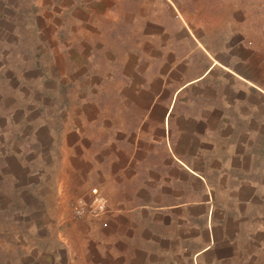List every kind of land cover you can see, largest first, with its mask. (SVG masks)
Instances as JSON below:
<instances>
[{
    "label": "crops",
    "instance_id": "0c3cea01",
    "mask_svg": "<svg viewBox=\"0 0 264 264\" xmlns=\"http://www.w3.org/2000/svg\"><path fill=\"white\" fill-rule=\"evenodd\" d=\"M21 7L3 5L0 23L15 24ZM195 7L194 0H30L28 16L59 18L60 25L45 32L51 44L63 43L64 52L71 44L75 51L92 45L101 54L92 61L88 55L85 67L111 70L100 75L95 94L80 96L95 105L84 131L79 123L73 131L67 123H46L48 105L39 98L30 102L35 126L26 118L32 108L22 106L23 78L13 77L7 95L0 92V196L10 197L17 211L42 208L38 181L49 166L25 170V154L42 162L45 150L62 163L66 186L85 192L93 186L106 209L78 219L68 202L51 232L38 231V223L11 236L0 231V264H161L149 253L175 245L172 256L191 264H264L262 69L248 55L231 58L240 52L232 55L229 41L220 59L199 37L204 30ZM35 55L24 61L30 68L40 67ZM65 58L68 68L77 66ZM7 70L0 71V89ZM31 177L37 181L28 182ZM59 208L56 202L51 210ZM107 209L113 214L103 229L91 220ZM76 237L84 241L78 256L71 249ZM60 238H68L62 250L54 245Z\"/></svg>",
    "mask_w": 264,
    "mask_h": 264
},
{
    "label": "rangeland",
    "instance_id": "374dc122",
    "mask_svg": "<svg viewBox=\"0 0 264 264\" xmlns=\"http://www.w3.org/2000/svg\"><path fill=\"white\" fill-rule=\"evenodd\" d=\"M181 1L190 2L191 0ZM194 1L196 11L193 14L194 17L197 16L195 18L199 19V25L204 30L199 36L203 39V42L211 43L210 47L216 49L218 57L222 59L225 55V46L229 41L231 44L229 46L232 49L231 54L234 55L240 52V55H237L238 57L231 56V58H239L240 56L243 58L245 55H248L252 61V65L256 62L257 66L262 69L261 80H263L264 83V0ZM29 4L30 0H0L1 12L3 11V9H1L3 5L10 6L14 9L22 6L20 13L21 17L18 18L17 15L16 18H14L15 20H12V23L15 22V24L6 27L2 22L0 23V61L4 62L7 60L6 62H8V66L6 64L0 65L2 66L0 71L8 69V76L6 75L8 78L7 83L0 89L1 95L4 93L7 95L6 91L7 88H9L8 85H14L12 83L14 76H19L18 78L22 77L24 82V84H22L23 87H20V92L23 95L22 106L27 109L32 108L26 115V118H29V120L36 118L35 107L30 105V102H34L33 100L39 98L43 105H48L46 106V108H48L45 111L46 114H43V120L46 123L53 124L56 121L67 123L70 128L66 126L65 128L70 129L71 131H73L72 125L79 123L81 126L80 129L84 131L85 127L82 122L84 123L86 120L94 117L93 115L95 114L92 108H94L95 105L92 103L94 101L93 99H91L90 101L92 102H90L81 99L80 96L95 94V92H97L96 85L100 81V75L109 72L111 68L100 66V68H98L95 64L94 66L85 67L86 65L83 61H85L87 57L91 58L89 56L92 55L94 58L90 59L92 61L97 59L96 55L101 54L97 50H90L89 48L92 47V45H89L86 49H77V51H75L74 49H71L73 45L71 44L67 51L64 52L62 49L63 43L58 45L51 44L49 38L45 35V32H50L51 29L60 25L59 18H53L52 14L44 18V13L42 12H38V15L30 17L28 16V13L30 12V9H28ZM7 9H5V13H9V9ZM41 11H43V9ZM210 12H212V16L209 19L204 20L205 14H210ZM37 17H39V19ZM37 27L39 28L40 34L36 33V30H38ZM41 31L44 33L41 34ZM46 44H50L53 47L49 48ZM237 44L247 47V51H238ZM28 53L36 54V58L34 59H36V64L38 63L40 65L39 68H30L24 63L25 60H29ZM54 53L61 56L58 59H55L53 57ZM63 56L64 58L66 56L65 59L69 61L72 60L71 62H76L77 66L68 68L66 66L67 61L64 60ZM15 63H21L22 65L18 66ZM53 64L54 66H52ZM66 84L68 85V88ZM0 85L2 84L0 83ZM42 92H44V95ZM66 94L67 97L65 98L64 95L66 96ZM40 95L45 97V99H41ZM59 106L60 108L65 107V110H67L64 111V113L63 110L58 112ZM2 121V118H0V125L3 124ZM32 121H35L34 124L36 126L38 123L37 119ZM41 122L43 121L41 120ZM13 133L8 136L10 140H13ZM24 148L26 150H32L31 146L28 145ZM43 152L44 156L42 162L36 160L37 158L33 157L32 152L27 151L25 154V170L31 171L39 168V166H42L41 163L49 166L48 168L47 166H44L43 168V178L45 179L38 181L39 186L37 191H40V193L37 202L42 205V208L36 211L30 208L28 210H23V212L17 211L14 209L15 205L9 203L10 197L4 195L0 196V201H3L2 205H5L6 208L0 213V231L5 232L8 236L20 233L22 229H30L33 223H38L36 229L44 234L47 229L50 232L53 231L55 224L52 219H63L65 211L67 212V203H71L73 199L83 196L90 189L86 188L87 191L85 192V190L81 191L74 186H66L67 182H70V180L64 179L62 163H58L55 156H47L45 150H43ZM34 181H37L36 177L28 179V182ZM87 181L92 184L94 179L91 176ZM91 188H93V186H91ZM62 195H64V197ZM27 200L30 204V199L28 198ZM56 202H61V208H59L58 211H52V206ZM32 203H34V201H32ZM111 214L113 213L107 209L105 214L93 218L91 221L97 222L99 227L103 228L102 224L107 222L106 218ZM40 224H42L43 227H41ZM55 231H57L55 233L56 235L62 236L63 228L61 230L57 228ZM75 231L78 230L75 229ZM9 239L13 238H8V240ZM54 239L58 240V238ZM64 239L68 238H60L59 243L54 244L55 246L58 244L60 250H62L61 247H63L61 241ZM71 243V249L77 252L80 251L82 246L84 247L83 238H80L79 240V238L76 237ZM80 244H82L81 247ZM135 252L138 253L139 257L143 255L141 250H135ZM171 252H176V245L168 250L152 251L149 254L152 260L161 264H173L175 262L176 264H191L188 257L176 259L174 255L172 256L173 253ZM79 254L80 252H78L76 256ZM160 254H162L163 258ZM44 255L50 256L49 252H46ZM58 261L62 262V258H57V262ZM252 261L254 262V260ZM252 261L249 264H254ZM106 262L110 263L111 260L107 259Z\"/></svg>",
    "mask_w": 264,
    "mask_h": 264
},
{
    "label": "built area",
    "instance_id": "2783aa9c",
    "mask_svg": "<svg viewBox=\"0 0 264 264\" xmlns=\"http://www.w3.org/2000/svg\"><path fill=\"white\" fill-rule=\"evenodd\" d=\"M106 209V201L95 188L89 190L84 197L74 199L70 204V212L74 218L82 219L87 216H97Z\"/></svg>",
    "mask_w": 264,
    "mask_h": 264
}]
</instances>
